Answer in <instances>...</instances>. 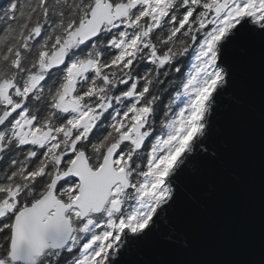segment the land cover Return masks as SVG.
<instances>
[{"label":"snow or ice","instance_id":"snow-or-ice-1","mask_svg":"<svg viewBox=\"0 0 264 264\" xmlns=\"http://www.w3.org/2000/svg\"><path fill=\"white\" fill-rule=\"evenodd\" d=\"M242 41L264 63V0H0V264L176 242Z\"/></svg>","mask_w":264,"mask_h":264},{"label":"water","instance_id":"water-1","mask_svg":"<svg viewBox=\"0 0 264 264\" xmlns=\"http://www.w3.org/2000/svg\"><path fill=\"white\" fill-rule=\"evenodd\" d=\"M231 59L239 102L225 100L217 118L221 159L185 179L176 242L163 229L128 258L135 264H264V63L247 41Z\"/></svg>","mask_w":264,"mask_h":264}]
</instances>
